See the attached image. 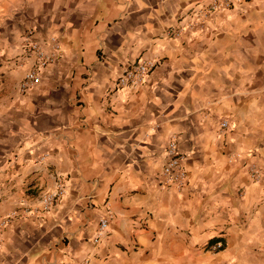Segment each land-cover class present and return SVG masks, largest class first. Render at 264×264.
<instances>
[{
  "label": "crops",
  "instance_id": "crops-1",
  "mask_svg": "<svg viewBox=\"0 0 264 264\" xmlns=\"http://www.w3.org/2000/svg\"><path fill=\"white\" fill-rule=\"evenodd\" d=\"M206 2L0 0V264H264V0L167 35ZM27 32L53 61L23 95ZM172 137L182 189L161 185Z\"/></svg>",
  "mask_w": 264,
  "mask_h": 264
},
{
  "label": "built area",
  "instance_id": "built-area-1",
  "mask_svg": "<svg viewBox=\"0 0 264 264\" xmlns=\"http://www.w3.org/2000/svg\"><path fill=\"white\" fill-rule=\"evenodd\" d=\"M253 0H207L205 6L192 9L185 15L188 23L184 28L175 29L168 32L167 35L172 38H178L181 31L184 29L203 28L205 23L214 15L225 13L231 10L242 9L247 3ZM31 32H27L24 38V48L27 56H35L34 66L24 75L19 86L21 94L26 95L41 83V71L53 61V58L45 55L41 47L30 42ZM157 62L154 60H140L137 63L127 65L121 74L116 78L114 87L116 89L137 88L142 86L149 74L156 68ZM228 123L223 121L220 124L222 131H225ZM184 155L179 151L176 137H172L166 145L165 160L162 166L161 185L164 188L174 187L182 189L186 185L187 174L184 167ZM249 175L255 182H259L260 175L255 167L249 168ZM65 191V185L62 180H58L53 193L43 197L45 207H52L59 200ZM15 216L11 214L4 220L0 221V234L7 223ZM111 221L110 212H106L105 216L101 217L98 222V227L93 235V243L95 245L107 236L108 226ZM222 245L219 242L213 243L210 248L212 250L221 249Z\"/></svg>",
  "mask_w": 264,
  "mask_h": 264
}]
</instances>
